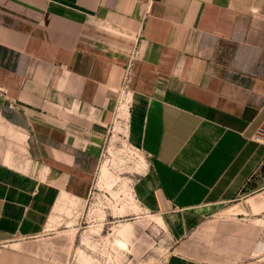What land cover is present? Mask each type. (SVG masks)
<instances>
[{
	"label": "crops",
	"instance_id": "0c3cea01",
	"mask_svg": "<svg viewBox=\"0 0 264 264\" xmlns=\"http://www.w3.org/2000/svg\"><path fill=\"white\" fill-rule=\"evenodd\" d=\"M132 52L118 117L164 264H264V0H0V264L65 263L50 216L88 192Z\"/></svg>",
	"mask_w": 264,
	"mask_h": 264
},
{
	"label": "rangeland",
	"instance_id": "374dc122",
	"mask_svg": "<svg viewBox=\"0 0 264 264\" xmlns=\"http://www.w3.org/2000/svg\"><path fill=\"white\" fill-rule=\"evenodd\" d=\"M128 100L119 89L88 192L60 196L50 216L51 234L66 238L64 264H164L176 245L174 230L145 205L148 155L118 117Z\"/></svg>",
	"mask_w": 264,
	"mask_h": 264
},
{
	"label": "built area",
	"instance_id": "2783aa9c",
	"mask_svg": "<svg viewBox=\"0 0 264 264\" xmlns=\"http://www.w3.org/2000/svg\"><path fill=\"white\" fill-rule=\"evenodd\" d=\"M135 52H132L130 55V59L128 64L126 65L125 72H124V77L121 85V90L122 91H127L129 92L130 90V84L133 78V64H134V59H135Z\"/></svg>",
	"mask_w": 264,
	"mask_h": 264
},
{
	"label": "bare ground",
	"instance_id": "6f19581e",
	"mask_svg": "<svg viewBox=\"0 0 264 264\" xmlns=\"http://www.w3.org/2000/svg\"><path fill=\"white\" fill-rule=\"evenodd\" d=\"M260 244H262V245H263V243H260Z\"/></svg>",
	"mask_w": 264,
	"mask_h": 264
}]
</instances>
